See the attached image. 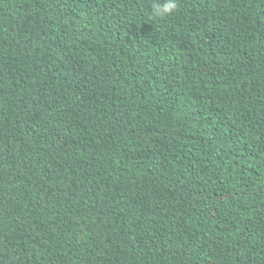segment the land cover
I'll use <instances>...</instances> for the list:
<instances>
[{
	"label": "trees",
	"instance_id": "1",
	"mask_svg": "<svg viewBox=\"0 0 264 264\" xmlns=\"http://www.w3.org/2000/svg\"><path fill=\"white\" fill-rule=\"evenodd\" d=\"M0 0V264H264V0Z\"/></svg>",
	"mask_w": 264,
	"mask_h": 264
},
{
	"label": "clouds",
	"instance_id": "2",
	"mask_svg": "<svg viewBox=\"0 0 264 264\" xmlns=\"http://www.w3.org/2000/svg\"><path fill=\"white\" fill-rule=\"evenodd\" d=\"M176 8V0H164L163 4L153 3V11L158 16L171 14Z\"/></svg>",
	"mask_w": 264,
	"mask_h": 264
}]
</instances>
